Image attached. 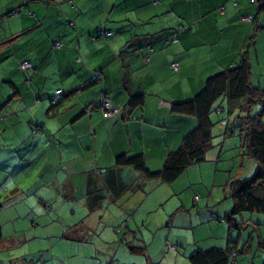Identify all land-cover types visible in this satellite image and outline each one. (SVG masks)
Wrapping results in <instances>:
<instances>
[{
    "label": "crops",
    "instance_id": "crops-1",
    "mask_svg": "<svg viewBox=\"0 0 264 264\" xmlns=\"http://www.w3.org/2000/svg\"><path fill=\"white\" fill-rule=\"evenodd\" d=\"M144 1H138L135 25L109 20L117 5L109 6L111 0H10L0 10V20L13 18L0 35V197L4 199L0 216L24 220L55 210L72 215L58 242L49 241L56 240V232L33 229L32 219L21 230L13 227L12 238H3L0 244L2 251L15 248L14 238L20 232L19 244L46 240L48 253L58 246L61 252L90 245L94 251L112 253L133 246L142 248L138 251L151 264L163 263L169 254L167 264H190L188 256L196 245L224 248L234 239L239 250L246 245L248 259L238 257V264H255L253 255L263 258V227L255 238L250 228L234 232L224 221L209 219L214 213L224 218L231 208V200L217 205L226 190L223 195L214 193L215 185L224 186L231 176L226 174L217 182L215 172L205 182L202 163L195 164L181 175L187 174L188 180L180 187L181 176L172 183L147 180L130 166H115L114 161L119 154H142L150 170L162 167L167 153L196 125L193 117L172 112L171 104L189 100L207 77L239 60L253 31L252 23L243 18L258 12L262 27L247 52L250 81L256 86L254 76L261 72L259 45L264 43V10L258 6H264V0H148L147 5ZM20 6L28 14H22ZM54 42L61 47L54 48ZM21 61H27L30 69L21 71ZM172 63L178 64L176 71ZM96 73L100 80L92 82ZM57 89L64 96L52 105L49 98ZM138 94L143 95L142 104L128 111L129 98ZM103 95L116 107L107 118L93 106ZM36 124L40 128L32 132ZM220 150L206 154V160L215 159V168L224 157ZM233 151L236 163L231 173L237 163L243 167L247 161L241 157L242 149ZM250 161L248 174L240 177L237 169L236 177L246 179L254 171L256 165ZM193 181L202 186H194ZM164 185L172 191L176 187L188 191L171 213L158 214L163 222L167 220L168 230L142 232L140 228L138 234L128 230L129 218L139 210L142 218L159 211ZM208 187L211 192L205 196ZM187 200L196 216L190 215ZM176 228L179 232H173ZM183 229H194L191 237ZM48 253L41 257L42 264L53 261ZM11 255L8 252L4 264H15L17 258ZM62 260L54 262L62 264Z\"/></svg>",
    "mask_w": 264,
    "mask_h": 264
},
{
    "label": "trees",
    "instance_id": "trees-1",
    "mask_svg": "<svg viewBox=\"0 0 264 264\" xmlns=\"http://www.w3.org/2000/svg\"><path fill=\"white\" fill-rule=\"evenodd\" d=\"M258 2L259 0H256L254 3ZM258 10H264V6H258ZM257 16L258 12L254 16L251 15L249 22L253 25V31L249 37L246 50L241 54L239 60L223 71L207 77L203 87L189 100L171 104L170 109L172 112L193 117L196 120V125L182 138L175 150L167 153L162 167L158 170H150L146 166L142 154L130 156L119 154L114 161L115 166H130L147 180L172 183L190 166L206 161V154L212 147L211 140L213 138L212 128L214 122L211 119V113L221 114L223 108L215 106V103L220 99L225 100L227 115L235 111L237 114L230 129L226 119L220 120V124L225 130L223 136L236 135L239 138L243 156L253 160L256 165L255 173L251 178L243 179L233 176L223 186V189L227 191V195L223 198L228 197L232 202V206L226 212L224 218L216 217V220L224 221L227 228L234 232L245 231L247 228H252V230L256 228L257 230L259 227H264V218L262 219L264 216V122L261 119L264 112V94L261 89L255 88L250 81V61L247 55L248 49L253 46L255 41L256 31L262 27L257 22ZM22 62L24 61L19 63L18 68L21 71H27L20 68ZM91 81L94 82L92 79ZM63 96L62 90L57 89L50 96L49 101L52 105H56L63 99ZM105 98L108 99L107 96L103 95L93 105L101 110L102 116L103 110L100 105ZM142 102L143 95L138 94L129 98L126 107L130 111L137 105H141ZM256 102L261 103L262 109L251 115L250 111ZM36 126L38 127L33 128L32 132H36L37 128H40V124H36ZM197 198L195 197V200ZM3 205L4 203L0 202V208ZM256 214L263 215L262 217H255L254 221L256 222H253V219L249 221L248 219H241L243 215H247L248 218ZM2 240V226L0 224V244ZM245 246L244 244L242 249L239 250L237 241H234V239H229L224 248L211 247L203 249L196 245L189 254L188 260L190 264H238V257L245 254ZM128 247L134 254L137 252L144 254L143 251H138L142 248ZM262 259L264 260V256Z\"/></svg>",
    "mask_w": 264,
    "mask_h": 264
},
{
    "label": "rangeland",
    "instance_id": "rangeland-1",
    "mask_svg": "<svg viewBox=\"0 0 264 264\" xmlns=\"http://www.w3.org/2000/svg\"><path fill=\"white\" fill-rule=\"evenodd\" d=\"M10 0H0V10L4 9V4H7V2H9ZM138 1L140 0H111V3L109 4V6L111 5L114 6V3H117V5L115 6V9L113 11V13H110V18L109 20H118L120 21V25H135L138 23ZM152 3V2H150ZM149 4L148 0L144 1V5ZM110 7V10H111ZM7 10V9H5ZM4 10V11H5ZM20 10L22 11V14H28V11L26 9V7L24 6H20ZM109 10V9H108ZM13 19V18H12ZM10 18H2V20H0V35H2L3 32V28H5L7 23H11L13 20ZM264 41V40H263ZM259 54H260V64H259V68H261V72L259 73L258 76H254V82L255 88H259L263 91L264 94V43H261L259 45ZM259 80L262 83L261 87H258V82ZM215 106H220L223 108V112L221 114H216L215 112L211 113V119L214 122V126L212 128V135L213 138L211 140V149H209L208 152H212L216 153V151H220L221 152V148H223V154L224 157L221 158V161H219L217 163V168H215V159L212 160H206V162L202 163L201 165V169L203 170V177L205 182H208L209 180L211 181L213 178V174L216 172V181L219 182L220 177H224V175L226 176V174L228 176H235L236 177V173H237V169L240 170V177L243 176V174H248V163L250 160H248L246 157L241 156L242 158H244L245 160H247L245 163H242L243 167H238V163L235 166V168H233L232 173H231V166L234 165L236 162L234 161L233 155H234V151L233 149H241L240 148V144H239V138L236 135L230 136V137H225L223 136V132L224 127L220 124V120L221 119H226L229 123V129L232 127L233 123H234V117L237 114L236 111L234 113H231L229 115H227V103L225 100L220 99L215 103ZM261 103L260 102H256L250 113L251 115L256 114L257 112H259L261 110ZM262 122H264V112L262 114ZM232 157V158H231ZM239 156L237 157V161H239ZM251 163H253V161H250ZM250 165V164H249ZM227 167H229L228 169H226ZM215 169H217V171H215ZM256 170V166L254 167V171L252 173H249V175H247V178H251ZM197 173V172H196ZM231 173V174H230ZM194 177H192V180H194ZM187 179V174H184L183 176H181L177 183L180 187H183L184 183L186 182ZM199 181V180H198ZM198 181H193L194 186H202V184L198 183L196 184ZM219 184V186H218ZM211 184H209L210 186ZM164 188H161L160 191H162L163 196L165 197L162 201L164 202L162 206H160L159 211H155L154 213H149V215L146 216V218H142V211H138V215H134V218H129V225L127 226V229L130 231H134L135 233L138 234V229L142 228V232L143 230H150V229H165L168 230V225L165 226V223L167 220H165L163 222V219L160 215H158L159 213H167L168 211L171 213L173 209H176L178 207V202L184 198L185 196H187V192L184 189H180V188H176L174 189V191H172L171 186H163ZM204 187V186H203ZM209 190L211 192L210 187L205 189L206 195H209ZM159 191V193H161ZM217 191H219V193L221 195H223V186L220 183H217L215 185L214 188V193H216ZM174 193V194H173ZM222 198V199H220ZM219 199H217L216 201H218L217 205L219 204H223L225 205V202H227L230 199H225L223 197H220ZM4 199L2 197H0V202H2ZM189 200L186 201V204H188L187 206L189 207V211L191 212L190 215L196 216L192 211L195 210L191 203H188ZM21 204V202H19L16 206H19ZM158 204H162V203H158ZM146 205L143 204V206L141 208H144ZM154 206H157V204H154ZM187 209V208H186ZM4 210V209H2ZM1 212V211H0ZM169 213V214H170ZM1 215V214H0ZM217 214L214 213L213 216H211L210 214V218L212 219L211 222H215L218 223L219 221L216 220V216ZM72 215H70L69 213L66 212V210H64V212H57L55 211H45V213L43 215H39V214H33V226H31L33 229L35 228H39V230L42 231H54L56 232L58 235H54L56 240H52L49 239V241L51 242H58L61 238H62V232L65 231L67 229L68 224L66 222H68L67 220L71 217ZM76 216V215H75ZM81 218V217H80ZM79 218V219H80ZM176 218H180L179 214L176 216ZM32 219H28L25 218L23 219H14L13 221H9L8 219H5V217H1L0 216V224L2 226V235L4 240L6 239H10L12 238V235L14 234L13 232V227H17L19 228V230H21V226L23 225V223H27L30 226V221H32ZM77 218V220H79ZM75 220V219H74ZM163 222V223H162ZM253 222L254 221L253 219ZM61 224L64 225V228H62ZM255 224V223H254ZM54 228V229H53ZM56 228V229H55ZM260 229H262V227H259ZM194 229H183L182 232H184L187 236L191 237L192 231ZM252 230V228L249 229V233L253 234L255 236V238H257V230L256 228L252 230V232H250ZM125 231V229H124ZM123 231V233H124ZM162 230L158 231V233H161ZM179 232V230L173 229V232ZM263 231H264V227H263ZM25 233H28V231H25ZM20 232L17 234V236L14 238L16 239V242L14 244L15 248L11 249L10 252L11 258H17V260H15V264H42L41 257H43L45 254L48 253V249H46L44 247V244L46 243V240H41L38 242L39 239L37 240H31L28 241V243H23V244H19L20 240V236H19ZM48 234V233H47ZM70 234V232H69ZM53 234L51 233V236ZM70 236H68L69 238ZM87 237H89L90 239H92L91 234H87ZM96 238V236L94 237V239ZM65 238H63L64 240ZM67 240V239H65ZM41 242V243H40ZM40 243V244H39ZM190 247V246H189ZM122 248V247H121ZM262 255L264 256V250H262ZM7 251H2V249H0V264H4L5 260H8L9 257H7L8 255ZM49 255L51 254V259H53V261H49L47 262V264H60L61 261L59 262H54V260L56 259L58 261L61 259L63 256L68 255V257L64 260H62V264H98L99 262H101V264H151V261L149 260V258H145V256H147L145 253L143 254H133L131 252H129V249L127 250H121L115 253L110 252L108 249H101L100 251H94L92 249V246L90 245H84V247L82 248H73L72 251L70 250H64V251H60V247H55L53 250V253H48ZM56 256V257H55ZM255 256V257H254ZM50 257V256H49ZM242 258V260H247V256L246 254H242L240 256ZM254 257V258H253ZM255 259V264H264V260L260 259L258 256L253 255L251 256V259ZM171 259V255H167L166 259L163 261V263L161 264H167L168 260L170 261ZM11 260V259H10ZM50 260V259H49Z\"/></svg>",
    "mask_w": 264,
    "mask_h": 264
},
{
    "label": "built area",
    "instance_id": "built-area-1",
    "mask_svg": "<svg viewBox=\"0 0 264 264\" xmlns=\"http://www.w3.org/2000/svg\"><path fill=\"white\" fill-rule=\"evenodd\" d=\"M248 1L251 2V3L256 2V0H248ZM250 19H251V15H248V16L243 18V21L249 22ZM102 34H105V33L102 32ZM173 42H176V39H174ZM53 46L56 49H59L61 47L60 43H58V42H54ZM151 51H152V49L149 50V52H151ZM20 68L22 70H28L30 68L29 63L26 62V61L22 62L21 65H20ZM171 69L176 71L178 69V64L177 63H173L171 65ZM91 79L93 81H99L100 80L99 73H96L95 75H93ZM100 106H101V109L103 110V116L104 117L112 116L116 112V108L114 106H112L110 101L108 99H106V98L102 100Z\"/></svg>",
    "mask_w": 264,
    "mask_h": 264
}]
</instances>
